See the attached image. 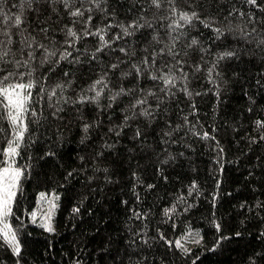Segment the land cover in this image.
Returning a JSON list of instances; mask_svg holds the SVG:
<instances>
[{
  "label": "trees",
  "instance_id": "1",
  "mask_svg": "<svg viewBox=\"0 0 264 264\" xmlns=\"http://www.w3.org/2000/svg\"><path fill=\"white\" fill-rule=\"evenodd\" d=\"M158 3L0 0V77L35 84L13 157L20 252L0 237V264H264V0Z\"/></svg>",
  "mask_w": 264,
  "mask_h": 264
},
{
  "label": "snow or ice",
  "instance_id": "2",
  "mask_svg": "<svg viewBox=\"0 0 264 264\" xmlns=\"http://www.w3.org/2000/svg\"><path fill=\"white\" fill-rule=\"evenodd\" d=\"M66 7L69 6L70 0H63ZM250 2L254 3L255 0H250ZM153 4L159 6L158 0H152ZM72 16H82L83 12L79 9L72 11L70 13ZM12 19L13 25L17 28L22 24V19L20 15H16ZM89 17V21H90ZM180 19L183 21H190L191 17L187 13H181ZM136 25H131V27H135ZM141 27L143 25H140ZM125 34H128V28L123 29ZM103 29H100L95 35L99 36V38L103 41L104 37L101 35ZM8 35V33H4ZM68 36L73 38H78L77 33L73 31L71 28L68 29ZM195 43V41H193ZM11 45V39L7 41L0 40V63L7 62L6 58L9 55V51ZM42 47V46H41ZM47 51V50H46ZM53 52H48L47 55H54ZM32 53L29 52L28 56L31 58ZM70 53L64 52L60 58H66ZM19 63V62H18ZM24 66H27V62H24ZM115 67V65H113ZM3 68H0V72H4ZM139 69L137 72L139 73ZM18 75V79L15 82H12L10 78H15ZM24 73H14L8 72L4 76L0 77V107L4 110V115H6L8 121L10 122L14 139L7 143V149L4 152V155L9 158L7 161L6 167H0V224H3V227L0 228V237L6 242L17 255L20 252V246L17 241L15 233L9 227V225L5 222L6 218L12 213V202L16 196V189L18 188L19 177L21 176V170L19 168H13L11 158L18 155L19 142L23 140L24 134L27 131V126L24 121L25 114L29 112V101L32 95V89L35 87L34 82L29 79L27 81L24 80ZM30 75V73H29ZM153 79H157V77L153 76ZM164 83L166 85H171L173 83V78L171 77H163ZM102 81H97L99 84ZM95 89V85L93 86V90ZM54 94V93H53ZM100 92H96V97L98 98ZM83 99V98H82ZM138 103H144L143 100L138 101ZM43 198V194H42ZM167 212V210H166ZM45 227L46 230L51 231L50 224L41 225ZM199 241H197L198 243ZM176 244L180 245V242L177 241ZM186 251V249H185Z\"/></svg>",
  "mask_w": 264,
  "mask_h": 264
},
{
  "label": "rangeland",
  "instance_id": "3",
  "mask_svg": "<svg viewBox=\"0 0 264 264\" xmlns=\"http://www.w3.org/2000/svg\"><path fill=\"white\" fill-rule=\"evenodd\" d=\"M8 160H9V158H8ZM11 160H12L13 168H19L21 170V176L19 177V181H18V188L16 189V196H17L18 190H19V186H20V182H21V178H22V169L20 167H18L15 164V162H13V157L11 158ZM6 166H7V163L3 167H6ZM16 196H15V198H16ZM15 198H14V200L12 202V208H13V204H14ZM53 207H54L53 200H50L49 199V201L47 202V204H46V206H45V208H44V210L42 211V214H41V222H42V224H44V225L45 224H50V226H52L51 213L53 211ZM39 216H40V212H38V210H37V212L35 214H33V219L34 218H37L38 219ZM5 222L12 229L13 226L11 224V220L9 219V216L6 218V221ZM2 227H3V224H0V228H2ZM12 231L14 232L13 229H12Z\"/></svg>",
  "mask_w": 264,
  "mask_h": 264
}]
</instances>
